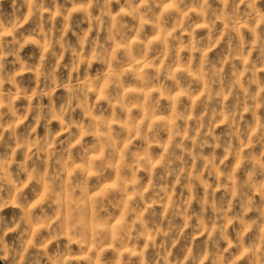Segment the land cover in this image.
Segmentation results:
<instances>
[{
    "label": "rangeland",
    "instance_id": "1",
    "mask_svg": "<svg viewBox=\"0 0 264 264\" xmlns=\"http://www.w3.org/2000/svg\"><path fill=\"white\" fill-rule=\"evenodd\" d=\"M0 81V255L264 264V0H0Z\"/></svg>",
    "mask_w": 264,
    "mask_h": 264
},
{
    "label": "clouds",
    "instance_id": "2",
    "mask_svg": "<svg viewBox=\"0 0 264 264\" xmlns=\"http://www.w3.org/2000/svg\"><path fill=\"white\" fill-rule=\"evenodd\" d=\"M205 2H206V0H205ZM240 2L243 3L244 0H240ZM249 15H251V13ZM0 83H2V81H0ZM0 107H2V105H0ZM14 131L15 130L13 129V132ZM100 207L103 210V203L102 202L100 203ZM2 210H3L2 207H0V211H2ZM3 227H4L3 217H0V229H2ZM17 227H19V225H17ZM74 228H75V226H74ZM7 230L13 231L14 229H7ZM59 239H60L59 235H53L52 236V241L58 242ZM71 243H77L81 247H83L85 245V241H83V240H73V241H71ZM29 244L33 247L35 246L34 244H32V242H29ZM24 251L26 253L27 249L25 248ZM9 257H11L14 261L18 259L20 261V264H24L25 256H22L21 253L19 251H17L16 249L5 248L4 249V255H0V260H7ZM77 259H84V260L90 261L91 258L90 257H80ZM35 264H38V260L35 261ZM60 264H63L62 260L60 261Z\"/></svg>",
    "mask_w": 264,
    "mask_h": 264
}]
</instances>
